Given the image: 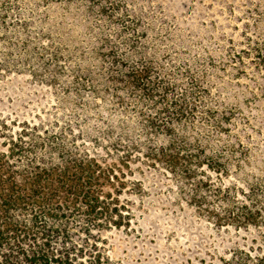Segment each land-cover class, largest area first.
I'll list each match as a JSON object with an SVG mask.
<instances>
[{"label": "trees", "instance_id": "trees-1", "mask_svg": "<svg viewBox=\"0 0 264 264\" xmlns=\"http://www.w3.org/2000/svg\"><path fill=\"white\" fill-rule=\"evenodd\" d=\"M88 2L90 12L76 34L65 26L53 32L44 20L36 24L39 38L30 40L36 32L25 18L8 20L17 24L15 47L31 42L42 49L46 59H41L40 74L47 82L72 81L76 97L61 104L63 109L72 105L76 119L61 126L59 117L41 114L1 118L0 264H121L111 262L99 243L105 242L103 233L129 227L135 213L122 195H136L137 188L127 185H141L128 177L135 173L157 171L170 178L185 203L208 207L202 195L214 177L223 188L221 174L230 166L204 131L213 128L230 145L242 142L226 140L232 108L210 91L218 86V95L228 94L224 83L244 75L253 93L261 83L245 74L247 68L252 75L263 73L264 80V44L257 38H248L247 48L233 54L231 62L215 63L191 51L175 56L160 47L171 40V30L157 33V18L146 6L133 0ZM0 67L7 69L2 62ZM89 94L95 99L84 98ZM241 193V199H226L231 205L207 212V218L233 227L256 226L264 217V194ZM222 264L263 262L245 253Z\"/></svg>", "mask_w": 264, "mask_h": 264}, {"label": "rangeland", "instance_id": "rangeland-1", "mask_svg": "<svg viewBox=\"0 0 264 264\" xmlns=\"http://www.w3.org/2000/svg\"><path fill=\"white\" fill-rule=\"evenodd\" d=\"M70 1L54 4L52 0H0V63L7 68L0 67L3 70L0 73V120H19L41 114L49 116L50 120L59 117L61 126L75 122L72 105H64L63 109L61 104L76 97L70 86L72 81L47 82V78L40 74L45 58L42 49L31 42L29 46L18 43L15 47L17 24L8 23L10 17L25 18L30 31L36 32L32 33L30 40L39 38L36 24L44 20L53 32L65 26L66 32L76 34L90 12L89 2L84 0L87 3L80 5L81 0ZM133 1L146 6L145 9L157 18L154 26L157 33L171 30V40L160 47L164 46L175 56L191 51L215 63L219 60L231 62L233 54L247 48L248 38H257L264 44V0ZM2 19L6 20L3 25ZM32 20L35 23H31ZM252 56L244 57L243 62L249 64ZM32 62L39 65L33 67L35 63ZM238 71L242 72L241 69ZM245 74L261 83L253 93L250 92L251 82L244 75L230 76L231 80L224 83L230 89L228 94L223 90L218 95V86L210 91L217 102L221 101L225 108H232V126L227 129L226 140L237 137L242 141L239 145H230L214 135L213 128L204 131L209 137H203L216 143L218 152L224 155L223 163L230 166L227 174H221L223 188H218L219 181L213 176L211 187L201 198L208 201V207H201L200 203L191 201L188 204L178 198L170 178L157 171L128 175L141 184L128 183V186L137 188V193L122 195L128 198L127 203L135 215L129 227L103 233L101 237L105 242L99 243L105 247V254L111 262L222 264L232 255L249 253L264 264V217L256 226L247 228L216 224L207 218V212L230 206L231 203H224L226 199L232 202L241 199V190L264 194V80L260 79L263 73L252 75L251 68H247ZM235 81L242 84L240 88L233 86ZM241 95L245 97L239 103L237 100ZM84 98L95 99L90 94ZM228 190L231 191L229 195Z\"/></svg>", "mask_w": 264, "mask_h": 264}]
</instances>
